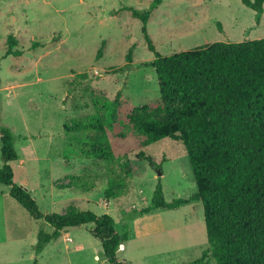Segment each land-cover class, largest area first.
<instances>
[{
    "label": "rangeland",
    "instance_id": "374dc122",
    "mask_svg": "<svg viewBox=\"0 0 264 264\" xmlns=\"http://www.w3.org/2000/svg\"><path fill=\"white\" fill-rule=\"evenodd\" d=\"M152 1L0 0V123L22 136L16 141L20 161L11 163L14 183L34 195L43 213L74 207L99 217L109 214L120 234L129 223L130 240L118 250L123 264H194L208 249L201 203L126 219L149 204L160 183L167 202L197 191L183 143L165 139L143 147L131 123L137 107L146 105L161 115L163 106L156 72L148 67L155 55L140 21L125 10L145 11ZM148 31L156 51L171 56L216 42L263 39L264 14L257 24L256 13L241 0H163ZM9 36L17 42L13 50L22 56L6 57ZM119 68L125 71L117 72ZM91 90L112 100L119 91L123 94L108 136L128 193L110 201L105 199L110 175L106 164L87 160L82 154L89 147L69 140L64 129L94 114ZM141 154L154 166L139 159ZM67 185L75 192L77 187L91 189L90 201L60 202ZM42 229L52 232L0 185V264H34L33 246ZM70 231L46 248L38 264H108L100 259L99 240L85 229ZM205 263L216 264L211 258Z\"/></svg>",
    "mask_w": 264,
    "mask_h": 264
},
{
    "label": "trees",
    "instance_id": "16d2710c",
    "mask_svg": "<svg viewBox=\"0 0 264 264\" xmlns=\"http://www.w3.org/2000/svg\"><path fill=\"white\" fill-rule=\"evenodd\" d=\"M241 1L256 13L259 24L264 14V0ZM162 2L153 0L145 11L125 8L140 21L141 32L155 55L148 67L156 72L163 104L159 108L161 115L149 111L146 105L137 107L131 123L143 147L165 139L183 143L197 191L189 198L167 202L160 183L149 204L133 210L126 219L130 222L156 211H174L199 202L204 209L208 249L194 264H206L209 258L216 264H264V38L241 43L216 42L162 56L148 31L152 14ZM117 14L112 12V16ZM8 45L6 57L22 56L13 50L17 45L14 36H9ZM102 51L103 48L99 56ZM116 71L124 72L125 68ZM91 94L94 114L85 121L74 122L73 126L65 125L64 129L69 140H77L83 146L85 142L89 147L82 154L87 160L101 159L106 164L110 175L105 199L110 201L128 193L123 178L117 173L108 136L115 128L123 94L119 91L113 100L97 95L94 90ZM19 138L0 123L3 163L0 185L9 188L10 197L34 221H43L52 229L50 233L39 231L33 246L34 264H38V257L64 232L80 229L101 242V260L123 264L118 259V250L130 240L129 223L123 225L120 234L109 214L99 217L76 208L63 214H45L34 195L14 183L11 163L19 159L16 150ZM139 159L154 166L150 157L141 154ZM65 189H70V185Z\"/></svg>",
    "mask_w": 264,
    "mask_h": 264
},
{
    "label": "crops",
    "instance_id": "0c3cea01",
    "mask_svg": "<svg viewBox=\"0 0 264 264\" xmlns=\"http://www.w3.org/2000/svg\"><path fill=\"white\" fill-rule=\"evenodd\" d=\"M18 161H20L19 159H18ZM17 162V161H16ZM26 164V163H25ZM27 165L29 166V164L27 163ZM29 169V168H28ZM89 191L88 192H84V191H82V190H79V191H71V189H66V191L65 192H67L66 193V197H64V196H61L62 198H60V202L62 201V203H69L68 205H70V204H73V200L76 198V200L78 199V200H81V201H85V200H87V201H90V198H89V196L93 193V192H91V189H88ZM63 194V193H62ZM70 195V196H69ZM75 201V200H74ZM61 203V204H62ZM71 208H74V207H71ZM70 208V209H71ZM69 209V210H70ZM76 209H78V208H76ZM79 210V209H78ZM67 211H63V212H61V214H63V213H66ZM130 231H131V228H130ZM70 232H64L63 234H69ZM68 241H71L72 239L71 238H68L67 239ZM46 250V249H45ZM56 253H61V251H60V249H57L56 251H55ZM44 253V252H43ZM42 253V254H43ZM42 254L40 255V256H42Z\"/></svg>",
    "mask_w": 264,
    "mask_h": 264
},
{
    "label": "water",
    "instance_id": "95a60500",
    "mask_svg": "<svg viewBox=\"0 0 264 264\" xmlns=\"http://www.w3.org/2000/svg\"><path fill=\"white\" fill-rule=\"evenodd\" d=\"M162 175H163L162 171L159 170V172H158V176L160 177V176H162Z\"/></svg>",
    "mask_w": 264,
    "mask_h": 264
}]
</instances>
